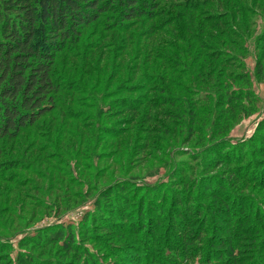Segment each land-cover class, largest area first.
<instances>
[{"label": "rangeland", "instance_id": "374dc122", "mask_svg": "<svg viewBox=\"0 0 264 264\" xmlns=\"http://www.w3.org/2000/svg\"><path fill=\"white\" fill-rule=\"evenodd\" d=\"M141 5L147 15L109 11L84 27L75 55L56 60V109L0 139L2 263L88 264L91 253L95 264H264L263 168L248 163L264 136V0ZM227 90L254 112L220 106ZM62 227L69 250L50 237Z\"/></svg>", "mask_w": 264, "mask_h": 264}, {"label": "trees", "instance_id": "16d2710c", "mask_svg": "<svg viewBox=\"0 0 264 264\" xmlns=\"http://www.w3.org/2000/svg\"><path fill=\"white\" fill-rule=\"evenodd\" d=\"M141 2L142 0H0V139L18 138L24 128L56 109V103L59 101L58 95L64 88V83L53 73L56 60L66 52L68 55H75L72 49L80 43L84 27L97 21L101 15L109 11L120 14L122 19L127 21L137 16L147 15L144 10H141L143 6ZM149 4L150 1H145L144 7H148ZM260 64H257L256 69L259 78L264 75V73L262 75ZM158 68L159 65H155V70L159 71ZM165 69L161 71V74L159 73L160 81L155 77L157 83H166L165 78L167 79L171 75V73H164ZM213 74L214 72L211 71L210 75L204 76L212 78ZM238 79H243L247 86L246 90L243 87L240 88V92H246L242 97L255 103L257 100L254 99L253 89L250 87L249 77L244 68L238 72L236 81ZM225 93L227 101L220 106L231 111L236 107L241 108V117L254 112L253 106L246 100L247 106L245 102L243 106L233 107V102L240 96L235 97L237 94L229 90ZM206 100V98L203 99V101ZM187 128L190 129V126ZM260 129H264V121L259 122L256 131L258 132ZM223 131V126L218 125L217 129L211 130L209 136L213 137V141H218L223 136ZM221 144L216 142L213 147L214 151H219L217 147H220ZM235 147L238 146L227 145L228 150ZM213 148L211 147V150ZM253 151L257 157L249 158L250 162L248 161V163H251L249 170L253 171L256 167L258 169L262 167L263 172L262 174L258 172L257 178L264 182V136L261 138V144L256 146ZM216 155L217 160L223 158L219 153ZM221 161H225L224 158ZM207 164L208 162L205 165ZM115 189L119 192L126 190L120 184H117ZM206 192L212 198L221 197L217 193L218 191H212L210 188H207ZM112 193H115V190L111 191ZM100 201L95 203L97 210L105 214H112L113 220L120 218L114 212L115 209L103 208ZM262 223L264 225V219ZM134 228H137L136 225L130 229ZM50 237L62 243L66 250L73 248L76 241L74 233L63 227L55 229ZM223 240L225 239H221L220 245H224ZM231 242L230 240L227 246L230 247ZM213 244L215 245V241ZM2 248L7 247L0 243V252ZM228 254L230 259L239 261L238 257L234 256L233 248H228ZM1 255L0 264H6L1 262ZM85 260L88 264H95V255L87 253Z\"/></svg>", "mask_w": 264, "mask_h": 264}]
</instances>
